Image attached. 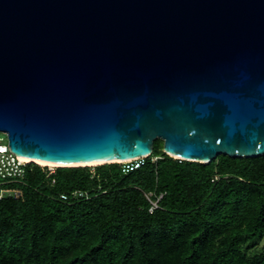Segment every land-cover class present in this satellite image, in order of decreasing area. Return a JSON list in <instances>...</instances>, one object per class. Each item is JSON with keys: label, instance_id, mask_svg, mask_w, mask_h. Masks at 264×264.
I'll return each instance as SVG.
<instances>
[{"label": "water", "instance_id": "95a60500", "mask_svg": "<svg viewBox=\"0 0 264 264\" xmlns=\"http://www.w3.org/2000/svg\"><path fill=\"white\" fill-rule=\"evenodd\" d=\"M0 133L60 163L264 156V0H0Z\"/></svg>", "mask_w": 264, "mask_h": 264}, {"label": "trees", "instance_id": "16d2710c", "mask_svg": "<svg viewBox=\"0 0 264 264\" xmlns=\"http://www.w3.org/2000/svg\"><path fill=\"white\" fill-rule=\"evenodd\" d=\"M140 162L26 164L2 185L23 196L0 199V264H264V156L205 165L157 140Z\"/></svg>", "mask_w": 264, "mask_h": 264}, {"label": "built area", "instance_id": "2783aa9c", "mask_svg": "<svg viewBox=\"0 0 264 264\" xmlns=\"http://www.w3.org/2000/svg\"><path fill=\"white\" fill-rule=\"evenodd\" d=\"M144 159V158H142ZM134 160V161H128L124 164V170L130 171L133 170V168H138L141 165V160ZM133 163H135L133 165ZM26 163H22L16 155H14L10 149L8 144H5L4 142L0 143V199H2L5 196L8 197H14V198H21L23 196L22 192L18 189H5L2 188V185L6 182L10 181H17L23 178L24 176V166ZM9 178V180L7 179ZM74 197H85L88 196L87 193L76 191L73 193ZM63 199H67L66 196H62ZM149 199V196H147ZM162 196L159 197L158 200H160ZM152 203V209L151 212L158 207L157 202H151Z\"/></svg>", "mask_w": 264, "mask_h": 264}, {"label": "bare ground", "instance_id": "6f19581e", "mask_svg": "<svg viewBox=\"0 0 264 264\" xmlns=\"http://www.w3.org/2000/svg\"><path fill=\"white\" fill-rule=\"evenodd\" d=\"M17 158L22 162V163H38L41 165H52V166H58V167H78V166H96L100 164H104L105 162H100V163H86V164H72V163H60V162H52V161H47L38 157H34L25 153H16ZM128 161L132 160H113V161H108L109 163H126Z\"/></svg>", "mask_w": 264, "mask_h": 264}, {"label": "rangeland", "instance_id": "374dc122", "mask_svg": "<svg viewBox=\"0 0 264 264\" xmlns=\"http://www.w3.org/2000/svg\"><path fill=\"white\" fill-rule=\"evenodd\" d=\"M2 142H4V143L7 144V141H6V135L3 134V133H0V143H2ZM32 163H33V162H32ZM36 164H38V163H36ZM118 164L124 165L123 163H118ZM39 165H41V164H39ZM41 166H42V167H48L49 170L52 171V172H53L55 169L60 168V167H58V166H52V165H41ZM90 167H96V166H90ZM263 245H264V243L261 244V246H263Z\"/></svg>", "mask_w": 264, "mask_h": 264}]
</instances>
